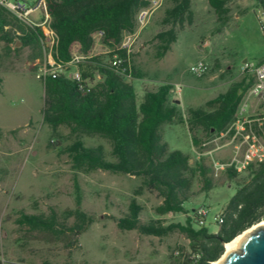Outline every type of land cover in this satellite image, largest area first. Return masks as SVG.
I'll use <instances>...</instances> for the list:
<instances>
[{
    "label": "rangeland",
    "instance_id": "1",
    "mask_svg": "<svg viewBox=\"0 0 264 264\" xmlns=\"http://www.w3.org/2000/svg\"><path fill=\"white\" fill-rule=\"evenodd\" d=\"M19 1L34 6L37 0ZM236 1L239 2L233 7ZM227 5L232 7L230 18L221 27L206 0H191L193 24L179 31L177 41L165 56L156 59L157 42L151 38L159 30L160 20L169 7L164 1L139 33L131 53L124 56L129 75L119 76L133 86L137 105L147 92H154L162 85H170L172 90L181 87L179 94L171 91L169 98L174 104V100L179 102L177 112L184 121L164 123L159 133L169 151L191 158L190 165L197 161L194 159L197 148L195 151L185 120L188 110L204 107L207 101L240 81L245 76L241 73L244 62L254 65L264 59V15L257 2L230 0ZM28 19L41 29L49 26L45 1ZM92 39L91 51L81 53L86 58L83 63L99 58L103 65L109 66L113 55L111 45L94 34ZM20 47L19 43L10 46L0 43V264H176L188 250L184 235L174 231L163 238L142 236L136 231L118 230L116 220L127 213L133 198L142 208L140 219L144 223L158 220L164 226L183 224L186 215H156L155 208L161 204L156 194L144 188L138 195L134 193L142 187L140 178L100 170H73L64 149L75 137L66 126L54 130L42 123L43 81L36 78L33 68L42 58V52L34 59L35 52L28 48L15 50ZM71 51L80 53L75 44ZM198 63L205 66L201 77L190 73V68ZM73 71L70 67L65 76L69 77ZM133 72L140 76L134 77ZM98 81L100 77L96 75L94 84ZM241 118L264 122V102L251 90L227 130ZM196 131L200 145L208 143L201 151L211 169L213 162L231 159L232 145L227 139L217 140L219 135L207 136L201 129ZM80 140L88 148L102 146L106 160L114 161L107 140L97 135H83ZM243 177L241 174L238 179L229 180L224 172L215 174L212 169L213 188L204 191L200 177L195 174L185 208L206 210L205 225L210 233H217L215 218L234 195L236 180ZM74 180L80 188L81 209L94 217L93 224L79 236L75 247H67L69 237L55 238L14 223L21 211L46 216L53 208L61 220L72 224L73 218L64 219V212L75 209ZM262 223L251 228H264L259 226Z\"/></svg>",
    "mask_w": 264,
    "mask_h": 264
},
{
    "label": "trees",
    "instance_id": "2",
    "mask_svg": "<svg viewBox=\"0 0 264 264\" xmlns=\"http://www.w3.org/2000/svg\"><path fill=\"white\" fill-rule=\"evenodd\" d=\"M221 27L229 21L230 0H206ZM264 15V0H255ZM50 17L49 27L55 33L54 56L63 64L71 60V48L75 44L80 53H88L93 47L92 36L104 33V41H120L124 32L135 28L137 12L147 6L145 0H45ZM169 7L160 20L159 30L151 40L157 42L156 59L165 56L177 41L179 31L193 24L191 0H165ZM219 30V29H218ZM264 33V25H262ZM40 27L26 24L0 5V43L6 46L21 44L19 51L28 48L35 52L34 59L41 55ZM124 57L123 52L119 53ZM81 82L63 76L48 77L43 81L42 123L54 130L66 126L75 139L65 147L71 166L75 171H103L140 178L142 187L134 191L138 195L142 188L155 193L161 204L155 208L158 216L167 214L186 215L183 224L162 225L154 220L144 223L140 219L142 208L135 198L131 199L127 213L116 220L120 231H136L142 236L163 238L174 231L184 235L188 250L176 264H212L224 253V245L247 229L264 221V162L249 166L244 177L236 180V190L221 210L218 231L212 234L203 218L185 205L190 199L191 178L197 174L204 191L213 188L212 169L205 158L190 165L191 158L178 151H169L161 140L160 127L175 120L183 122L177 105L169 94L170 85H162L154 92H147L137 105L133 86L123 81L99 58L79 65ZM96 75L100 81L94 84ZM132 75L140 76L133 72ZM0 79V86H1ZM254 78L246 74L240 81L205 103L204 107L187 112L188 129L194 147L200 142L196 129L207 136L226 131L234 122L239 106L252 88ZM80 86L85 87L83 90ZM2 132L0 130V136ZM97 135L111 145L114 161H108L102 146L88 148L80 136ZM229 180L241 175L232 169L224 171ZM75 209L64 212V219L73 218L72 224L60 219L55 209L50 208L46 216L26 214L21 211L14 219L18 226L55 238L69 237L67 247L77 245L79 236L93 224L94 217L81 209L80 188L73 181Z\"/></svg>",
    "mask_w": 264,
    "mask_h": 264
},
{
    "label": "built area",
    "instance_id": "3",
    "mask_svg": "<svg viewBox=\"0 0 264 264\" xmlns=\"http://www.w3.org/2000/svg\"><path fill=\"white\" fill-rule=\"evenodd\" d=\"M45 0H39L34 6H27L25 3L16 1L8 2L0 0V5L4 7L10 14L16 17L18 20L32 24L29 21V16L32 13L41 9ZM147 6L140 9L135 16V28L132 32H124L121 35L120 41L115 43L113 40H108L107 43L111 45L112 58L109 63V67L118 76H128L129 67L126 59L120 56V52L125 55L131 53L133 44L136 42L139 33L146 27L149 19L153 13L158 10L165 0H145ZM41 28V27H40ZM43 36L40 40V47L42 52V58L36 61L33 65L35 69V75L38 80L44 81L46 78H56L63 76L70 80L81 82V75L78 70V66L85 61V56L81 53L72 52L71 60L63 64L58 62L54 56V47L56 44L55 33L49 26L42 27ZM98 39L104 40V33L99 31L94 34ZM73 67L74 71L70 73L69 77L65 76V72ZM205 71V66L202 63H198L190 68V73L196 77H201ZM243 75L250 74L254 78V84L250 89L252 94L260 101L264 102V61L257 64H248L245 62L241 68ZM83 90L85 87L80 86ZM172 91L179 94L181 87L176 86ZM243 112L245 108L242 109ZM228 140V144L232 145V157L228 162H213L212 169L215 174L224 172L227 169H232L237 174L241 175L246 173L249 166L253 163L264 162V122L260 119L254 118H241L237 119L234 125L227 131L219 134L217 140ZM208 143H202L197 148L194 156L195 160H200L205 153L201 150L205 148ZM206 154L211 155V152ZM197 214L203 218L205 222L206 210L198 209ZM217 225L221 220L219 215L215 218Z\"/></svg>",
    "mask_w": 264,
    "mask_h": 264
},
{
    "label": "water",
    "instance_id": "4",
    "mask_svg": "<svg viewBox=\"0 0 264 264\" xmlns=\"http://www.w3.org/2000/svg\"><path fill=\"white\" fill-rule=\"evenodd\" d=\"M238 248L237 253L230 252L220 264H264V228L248 234Z\"/></svg>",
    "mask_w": 264,
    "mask_h": 264
},
{
    "label": "bare ground",
    "instance_id": "5",
    "mask_svg": "<svg viewBox=\"0 0 264 264\" xmlns=\"http://www.w3.org/2000/svg\"><path fill=\"white\" fill-rule=\"evenodd\" d=\"M264 225V223L260 224L259 226ZM256 227L247 229L246 231L242 232L240 235H238L237 237H235L233 240H231L230 242L226 243L224 245V253L223 255L215 262H213L212 264H220L225 258L226 256L230 253H237L239 251L240 248H238V245L240 243V241L242 239H244L248 234H250L251 232L255 231Z\"/></svg>",
    "mask_w": 264,
    "mask_h": 264
},
{
    "label": "crops",
    "instance_id": "6",
    "mask_svg": "<svg viewBox=\"0 0 264 264\" xmlns=\"http://www.w3.org/2000/svg\"><path fill=\"white\" fill-rule=\"evenodd\" d=\"M18 1H19V0H18ZM38 1H39V0H37L36 3H37ZM237 2H239V1H236V2L234 3L233 7L236 5ZM227 7H228V5H227ZM229 8H230V10H231L232 7H229ZM153 14H154V13H153ZM152 16H153V15H152ZM152 16H151V17H152ZM146 26H147V25H146ZM262 61H264V59L260 60L259 62H262ZM259 62H258V63H259ZM227 69H229V68H227ZM244 97H245V96H244ZM174 102H176V100H174ZM252 108H253V107H252ZM252 108H251V110H252ZM243 115H247V114L244 113ZM192 145H193V144H192ZM193 147H194V146H193ZM194 149H195V151H196V148H195V147H194Z\"/></svg>",
    "mask_w": 264,
    "mask_h": 264
}]
</instances>
